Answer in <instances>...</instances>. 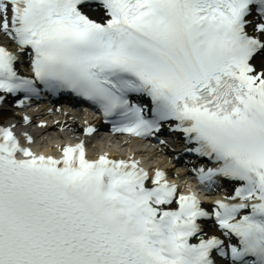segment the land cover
<instances>
[{
  "label": "snow or ice",
  "instance_id": "obj_1",
  "mask_svg": "<svg viewBox=\"0 0 264 264\" xmlns=\"http://www.w3.org/2000/svg\"><path fill=\"white\" fill-rule=\"evenodd\" d=\"M45 92L181 133L221 194L83 140L38 155L0 123V264H264V0H0V113Z\"/></svg>",
  "mask_w": 264,
  "mask_h": 264
},
{
  "label": "bare ground",
  "instance_id": "obj_2",
  "mask_svg": "<svg viewBox=\"0 0 264 264\" xmlns=\"http://www.w3.org/2000/svg\"><path fill=\"white\" fill-rule=\"evenodd\" d=\"M12 115V114H11ZM13 116V115H12ZM70 126L72 127V128H74V127H76V125L74 124V123H72V124H70ZM46 131H54V128L53 127H51V128H49L48 130H46ZM56 137H58V138H63V136H62V134H60V133H58V134H56ZM41 147V146H40Z\"/></svg>",
  "mask_w": 264,
  "mask_h": 264
}]
</instances>
